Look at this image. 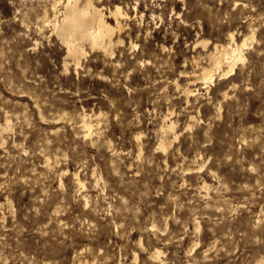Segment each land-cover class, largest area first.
Listing matches in <instances>:
<instances>
[{"label": "rangeland", "instance_id": "obj_1", "mask_svg": "<svg viewBox=\"0 0 264 264\" xmlns=\"http://www.w3.org/2000/svg\"><path fill=\"white\" fill-rule=\"evenodd\" d=\"M94 1L129 17L78 65L53 0H0V264H264V0Z\"/></svg>", "mask_w": 264, "mask_h": 264}, {"label": "bare ground", "instance_id": "obj_2", "mask_svg": "<svg viewBox=\"0 0 264 264\" xmlns=\"http://www.w3.org/2000/svg\"><path fill=\"white\" fill-rule=\"evenodd\" d=\"M88 1L89 3L87 5L82 6L80 0H68L64 6V9H62L63 7H60L61 0H53L52 7L50 8L52 10L53 17L50 18L48 15L47 19L45 18L52 26L51 29L53 32L66 45L69 55L68 57L71 56L78 65L81 64L82 56L86 54V44L91 45L92 48L102 49L106 53H112L115 43V32L116 30H121L125 26V21L129 17L128 12H126L122 6L117 5L115 9L110 10L111 15L114 16L115 19V23H112L109 21L104 8L98 5V1H96L98 2L97 4L94 0ZM50 9L48 8V10ZM45 13L47 14V11H45ZM42 22L44 23V21ZM247 39L248 38H245L242 42H240L237 39L235 32H231L229 34V41L227 45L219 46L217 44L215 45L214 50L208 52L207 56L210 60L211 66L209 68L203 67L201 76L206 79L207 82H211L217 73L220 76L233 74L238 62L240 60L243 61L246 58L244 55V46L248 44ZM202 42H204L205 46H207L206 41ZM225 64L229 65L228 69L225 68ZM195 91L196 89L192 88L191 86L184 88V93L187 98L195 95ZM83 114L84 115L79 120V127L85 136L90 137L95 130L93 127L95 124H93L92 119L95 113L85 112ZM166 127V130H169L170 132L173 131L174 121H172L170 124L168 123ZM176 134L177 133L174 135ZM176 137H178V134ZM169 145L166 142H162L161 147L162 149L166 150ZM78 181L83 184V180L79 176ZM155 253L156 256H154L159 257L161 251L157 249Z\"/></svg>", "mask_w": 264, "mask_h": 264}]
</instances>
